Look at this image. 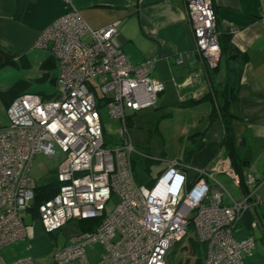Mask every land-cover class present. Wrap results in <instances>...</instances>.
<instances>
[{"label":"built area","instance_id":"2783aa9c","mask_svg":"<svg viewBox=\"0 0 264 264\" xmlns=\"http://www.w3.org/2000/svg\"><path fill=\"white\" fill-rule=\"evenodd\" d=\"M62 1L66 12L34 42L57 63V90L49 97L16 96L6 109L7 124L0 127V250L31 231L25 218L38 183L29 173L34 155L41 152L59 160L54 176L58 188L37 206L42 231L52 233L74 219L97 221L92 230L58 246L49 264H166L167 254L190 229L204 244L202 264H244L256 240L252 231L239 239L235 230L242 211L260 201L264 178L258 180L250 171L239 177L221 151L207 170H197L190 186L189 165L179 159L169 160L152 184L139 183L125 117L126 111L156 107L165 84L153 76L155 59L131 64L121 49L118 21L91 28L71 0ZM185 2L197 67L175 81L179 102L214 96L210 72L222 57L213 0ZM259 19L264 23V13ZM184 60L180 55L176 62ZM101 104L121 122L118 138L105 136ZM218 173L228 175L235 186L242 181L244 196L233 200L215 180ZM210 179L218 183L215 193ZM97 242L103 252L91 263L85 248ZM0 264L35 262L25 256L6 263L0 254Z\"/></svg>","mask_w":264,"mask_h":264},{"label":"crops","instance_id":"0c3cea01","mask_svg":"<svg viewBox=\"0 0 264 264\" xmlns=\"http://www.w3.org/2000/svg\"><path fill=\"white\" fill-rule=\"evenodd\" d=\"M71 1L91 28H101L118 21L121 49L129 62L137 65L146 59H155L153 76L157 79L160 80L157 66L163 65L164 62L168 64L171 75L173 74L177 82L181 81L187 71L197 67L196 55L192 54L193 38L186 18L185 0ZM213 10L218 36L227 35L229 45L238 54L233 61L228 59L227 54H223L217 69L210 72L212 83L217 88L221 89L228 84L233 88H230L232 93L236 89V112L241 120H235L232 125L236 154L234 161L230 159L231 164L240 177L250 171L257 178H262L257 175L250 154L257 144L264 152V23L259 19L260 14L264 13V0H213ZM65 12L66 6L62 0H0V48L15 54L12 61L24 58L30 60L34 56L41 57L44 49L38 51V48L34 47L36 37ZM180 55L185 59L182 64L176 62ZM186 55L189 57L187 58ZM48 57V60L52 57L50 52ZM1 59L0 57V61L3 62ZM48 60L45 62L43 59V64L58 68L54 58L52 61ZM221 61H223L222 67ZM55 80L56 78L53 79L54 83ZM52 94L44 96L49 97ZM211 97L214 100V96ZM211 97L201 99V101L206 99L208 105L205 102L201 103L200 100L186 105L177 102L185 111L191 113L189 114L191 118L183 122L181 130L185 139V148L195 141L188 158L184 152L178 158H171L183 160L189 165L185 170L189 180L187 186L197 178V170H207L211 166L214 157L221 154L219 152L222 151L227 156L222 146L224 133L222 124L210 116ZM161 104L163 105V101H160ZM197 105L206 107L200 110ZM157 106L156 101L155 109ZM242 138L244 141H241ZM166 162L157 169L151 182L166 168L168 164ZM151 182L139 183L149 185ZM209 184L212 193L219 190L216 181L210 179ZM262 188L264 186L259 190L260 201H255L242 211L235 230V236L239 239L252 231L256 240V248L244 260V264H264V210H262L264 190ZM245 193L246 188L242 181L235 186L234 194L228 192L233 200H239ZM230 201L228 196L223 197L224 203L228 204ZM252 222H256L255 229L251 227ZM30 225L32 228L28 236L15 243L33 237L36 228L34 224ZM86 226L87 224H83V227ZM29 249L31 255H40L44 252L45 246L35 244ZM90 257L88 259L91 263L98 261L96 254L91 253Z\"/></svg>","mask_w":264,"mask_h":264},{"label":"rangeland","instance_id":"374dc122","mask_svg":"<svg viewBox=\"0 0 264 264\" xmlns=\"http://www.w3.org/2000/svg\"><path fill=\"white\" fill-rule=\"evenodd\" d=\"M48 56L49 52L44 49L39 58L34 56L30 60L24 58L8 62L0 61V127L7 124V106L18 94L38 93L46 97L56 92L57 85L53 79L58 75V68L54 65L43 64L49 59ZM43 59L44 61H42ZM222 65L223 61H221V67ZM157 67L160 72V80L164 84L166 82L164 91L157 97V109L147 108L135 113L126 111L125 117V124L134 146L132 158L135 178L144 184L151 182L157 173V169L163 166L166 161L168 162L172 157L178 158L183 155V152L185 153V139L181 130L184 125L183 122L191 118L189 115L191 113L177 104L179 101L176 82L173 74L171 75L168 64L164 62L163 65L158 64ZM160 101H163V105H160ZM202 101L201 103H208L206 99ZM197 107L204 110L206 106L197 105ZM98 111L105 136L109 139L118 138L120 136L118 131L121 126L119 119L108 114L106 104H101ZM258 145L254 147L250 157L251 162L256 166L257 175L264 178V152ZM58 163L59 160L37 152L34 155L29 174L36 183H43L55 176ZM214 178L221 182L227 192L234 194L235 185L228 175L219 173L215 174ZM262 178H258V180H262ZM31 204L32 201H30L29 206ZM25 223L34 224L35 234L29 240L13 242L2 247L0 254L6 263H11L20 257L31 256L35 264H49L55 249L58 246L67 245L71 236L84 229L83 224L74 219L68 221L59 230L45 234L39 225L37 215L31 212H28ZM195 241L200 243L190 229L188 236L176 243L167 254L166 264H194L199 258L202 260L204 252L202 251L199 257L194 250L193 242ZM35 244L45 246L42 254L31 255L29 248ZM200 245L201 247L204 246L203 243ZM85 250L89 259L91 253L96 254V259H99L103 252V246L97 242L87 245Z\"/></svg>","mask_w":264,"mask_h":264},{"label":"trees","instance_id":"16d2710c","mask_svg":"<svg viewBox=\"0 0 264 264\" xmlns=\"http://www.w3.org/2000/svg\"><path fill=\"white\" fill-rule=\"evenodd\" d=\"M219 43H220V48H221V54H227L228 49L230 47L229 45V38L228 36L224 37H219ZM53 58L51 57L50 60L52 61ZM215 68L214 70H216ZM214 89V100L212 97L209 95L208 97H211L212 100V109H211V118L213 120H218L223 127V138H222V146L225 148L227 152V156L234 161L235 158V136H234V130H233V122L235 120H241L240 116L237 114L236 109H237V95H236V89L233 90L232 96L230 98V86L226 84L224 87L221 89L217 88V86L213 85ZM233 89V88H232ZM22 94V93H20ZM18 94V95H20ZM17 95V96H18ZM15 98V97H14ZM197 101H185V102H178L181 105H186V104H192L196 103ZM201 101V99H200ZM195 141L190 143L186 148H185V156L188 158L189 155L192 153V147ZM134 167V166H133ZM153 181L150 183L152 184ZM149 184V185H150ZM58 188V182L55 179V177H51L48 180H46L43 183H40L36 186L35 191H34V197L32 200V204L29 208V211L32 214H37V206L38 204L55 193V191ZM82 224H87L86 227H83L85 230H92L97 221L95 219H88V220H82L80 221ZM196 242V243H195ZM193 242L194 250L196 253L199 255V257L202 254V251L204 252V246L201 247V243H198L197 241ZM200 259V258H199ZM197 260L194 264H202V260Z\"/></svg>","mask_w":264,"mask_h":264},{"label":"water","instance_id":"95a60500","mask_svg":"<svg viewBox=\"0 0 264 264\" xmlns=\"http://www.w3.org/2000/svg\"><path fill=\"white\" fill-rule=\"evenodd\" d=\"M227 55H228V59L232 61L235 60L236 57L238 56L236 50L232 46L229 47ZM0 57L2 58L3 62H8L9 60L15 58V54L8 53L0 48ZM231 96H232V89H230V98ZM241 141H244V138H242Z\"/></svg>","mask_w":264,"mask_h":264},{"label":"flooded vegetation","instance_id":"af4514ba","mask_svg":"<svg viewBox=\"0 0 264 264\" xmlns=\"http://www.w3.org/2000/svg\"><path fill=\"white\" fill-rule=\"evenodd\" d=\"M219 45H220V43H219ZM221 49V48H220Z\"/></svg>","mask_w":264,"mask_h":264}]
</instances>
